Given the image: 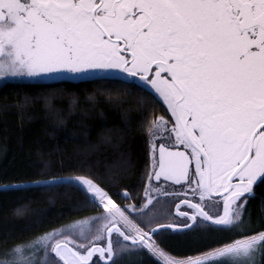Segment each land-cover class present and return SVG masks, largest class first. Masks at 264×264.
Here are the masks:
<instances>
[{"label":"snow or ice","instance_id":"1","mask_svg":"<svg viewBox=\"0 0 264 264\" xmlns=\"http://www.w3.org/2000/svg\"><path fill=\"white\" fill-rule=\"evenodd\" d=\"M95 76L124 95L143 93L148 164L139 183L117 187L82 161L70 176L0 184L74 187L84 196L77 208L95 210L15 240L0 264H118L131 255L255 264L264 199L255 224L246 206L264 184V0H0V82L39 88Z\"/></svg>","mask_w":264,"mask_h":264},{"label":"trees","instance_id":"2","mask_svg":"<svg viewBox=\"0 0 264 264\" xmlns=\"http://www.w3.org/2000/svg\"><path fill=\"white\" fill-rule=\"evenodd\" d=\"M36 83L10 81L0 86V184L75 173L82 161L102 176H110L117 187L139 183L148 164V137L141 123L143 93L124 95L120 85L100 76L42 81L39 88ZM25 96L33 98L25 100ZM44 97H50V102ZM150 103L146 100L144 106ZM154 110L165 115L162 105ZM255 194L246 206L253 224L260 217L264 184L255 186ZM83 200L78 189L65 185H22L20 190L0 191V252L34 232L93 215L94 209L77 208ZM18 206L24 209L22 215L14 211ZM184 239L174 237L171 242L184 248ZM256 256L255 264H264V254ZM118 264L149 261L143 255H131Z\"/></svg>","mask_w":264,"mask_h":264},{"label":"rangeland","instance_id":"3","mask_svg":"<svg viewBox=\"0 0 264 264\" xmlns=\"http://www.w3.org/2000/svg\"><path fill=\"white\" fill-rule=\"evenodd\" d=\"M85 78H88V77H85ZM85 78H82V79H85ZM77 80H80V79H77ZM10 81H30V80H4V81L0 82V86L2 84H4V83L10 82ZM46 81H51V80H46ZM73 174L74 173L59 174V175H49V176H45V177H42V178H39V179H45V180H47V179L50 178V176H70V175H73ZM19 183H21V182H19ZM12 184H14V183H12ZM257 255H258V253H257ZM257 257L258 256L255 257V261H257Z\"/></svg>","mask_w":264,"mask_h":264},{"label":"flooded vegetation","instance_id":"4","mask_svg":"<svg viewBox=\"0 0 264 264\" xmlns=\"http://www.w3.org/2000/svg\"><path fill=\"white\" fill-rule=\"evenodd\" d=\"M165 115H167L166 110H165ZM255 186H256V185H254V191H255Z\"/></svg>","mask_w":264,"mask_h":264}]
</instances>
